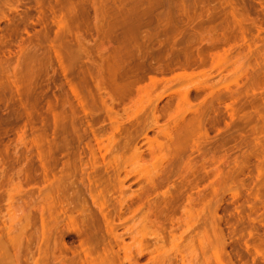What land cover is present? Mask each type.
Returning a JSON list of instances; mask_svg holds the SVG:
<instances>
[{
	"label": "rangeland",
	"instance_id": "1",
	"mask_svg": "<svg viewBox=\"0 0 264 264\" xmlns=\"http://www.w3.org/2000/svg\"><path fill=\"white\" fill-rule=\"evenodd\" d=\"M42 262L264 264V0H0V264Z\"/></svg>",
	"mask_w": 264,
	"mask_h": 264
},
{
	"label": "bare ground",
	"instance_id": "2",
	"mask_svg": "<svg viewBox=\"0 0 264 264\" xmlns=\"http://www.w3.org/2000/svg\"><path fill=\"white\" fill-rule=\"evenodd\" d=\"M114 74V73H113ZM114 76V75H113ZM114 82V81H113ZM158 82V81H157ZM164 82V81H163ZM70 86V85H69ZM72 87H74V86H72ZM76 89V88H75ZM74 89V90H75ZM76 91V93L78 92L77 90H75ZM129 92V91H128ZM75 93V92H74ZM183 95V94H182ZM124 97V96H123ZM109 106H111V105H109ZM86 113H88V112H86ZM89 114V113H88ZM87 115V114H86ZM130 136V135H129ZM132 136V135H131ZM137 136V135H136ZM133 141V140H132ZM133 145V144H132ZM125 146V145H124ZM48 163V162H47ZM46 168V167H45ZM47 169V168H46ZM45 169V170H46ZM128 173V172H127ZM126 174V173H125ZM168 174H170V173H168ZM49 175H50V173H49ZM127 177V176H126ZM119 178V177H118ZM120 179V178H119ZM166 179V178H165ZM49 180V179H48ZM115 180V179H114ZM116 182V181H115ZM51 183V182H50ZM91 183H93V182H91ZM115 184V183H114ZM117 184V183H116ZM108 185H110V184H108ZM112 186V185H111ZM123 186V185H122ZM155 186H157V185H155ZM117 188H120L119 187V184H118V187ZM99 189V188H98ZM153 189V188H152ZM76 190V189H75ZM101 190V189H100ZM114 190V189H113ZM123 190V189H122ZM94 191V190H93ZM107 191V190H106ZM110 191V190H109ZM108 191V192H109ZM124 191V190H123ZM122 191V192H123ZM69 193H70V190H69ZM73 193H75V192H73ZM99 192H97V194H98ZM106 193V192H105ZM120 193V192H119ZM142 193V192H141ZM123 194V193H122ZM95 194L93 193V195L90 193V196H91V199H96V198H98L99 199V197H95L94 196ZM101 196H102V193L100 194ZM97 196V195H96ZM100 196V197H101ZM124 195H121V198L123 197ZM76 197H77V195H76ZM133 197V196H132ZM141 197V196H140ZM101 199V198H100ZM142 207V206H141ZM140 209V208H139ZM43 232V231H42ZM43 235H44V233H43ZM79 235V234H78ZM40 237V236H39ZM44 239V238H43ZM42 239V240H43ZM43 242V241H42ZM38 251H40V250H38ZM18 253V252H17ZM12 254V253H11ZM19 254V253H18ZM38 254V253H37ZM43 254V253H42ZM21 255V254H20ZM43 256V255H42ZM42 256H38V257H42ZM45 256V255H44ZM17 258H18V255L16 256ZM19 259V258H18ZM21 259V258H20ZM38 260V259H37ZM14 261V260H13ZM22 261V260H21ZM9 262V261H8ZM15 262V261H14ZM17 262V261H16ZM62 262V261H61ZM43 263V262H42ZM14 264V263H13ZM16 264V263H15ZM33 264V263H32ZM37 264V263H36ZM44 264V263H43Z\"/></svg>",
	"mask_w": 264,
	"mask_h": 264
}]
</instances>
